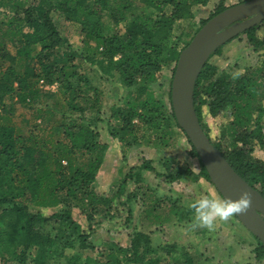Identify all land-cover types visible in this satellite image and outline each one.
Here are the masks:
<instances>
[{"label":"trees","instance_id":"16d2710c","mask_svg":"<svg viewBox=\"0 0 264 264\" xmlns=\"http://www.w3.org/2000/svg\"><path fill=\"white\" fill-rule=\"evenodd\" d=\"M209 1L0 0V264H194L190 252L155 244L142 230L133 231L127 246L109 242L98 248L91 235L98 221L118 217L113 200L127 213L124 222L130 219L138 195L149 223L167 222L170 213L190 223L188 206L177 207L170 195L150 191L148 184L140 192L144 170L168 186L198 178L212 185L174 118L172 76L166 91L161 81L162 70L175 64L196 30L228 7L217 0L213 12L196 21L197 10ZM263 24L264 18L239 34L253 50H264V36H257ZM68 26L79 30L78 46L69 42ZM223 45L195 81L194 109L211 143L264 197V157L252 156L256 146L264 154V60L253 71H219L210 58ZM114 75L126 88L111 108L113 123L106 122L114 144L124 150L142 142L167 148L181 135L198 172L171 166L169 159L159 172L142 159L115 192L95 189L107 147L97 132L103 98L97 80ZM204 113L214 119L229 115L217 139L211 138ZM129 181L136 190H127ZM77 210L85 223L75 218ZM49 224L52 230L45 229ZM256 241L255 258L264 259V246Z\"/></svg>","mask_w":264,"mask_h":264},{"label":"rangeland","instance_id":"374dc122","mask_svg":"<svg viewBox=\"0 0 264 264\" xmlns=\"http://www.w3.org/2000/svg\"><path fill=\"white\" fill-rule=\"evenodd\" d=\"M217 0H210L206 6L201 7L196 12L195 20L204 19L213 12L214 4ZM244 0H224L228 6L234 5ZM257 36H264L263 27L257 30ZM67 37L73 46L80 44L79 30L73 26H68ZM264 50H253L248 44L244 34L238 35L223 45L220 53L213 55L210 62L216 65L219 71H227L231 74H239L245 71L254 70L260 66L264 60ZM174 65L165 67L162 70V85L166 91L170 77L172 76ZM99 88L103 91L101 114L102 120L97 122V132L101 143L107 145L103 159L97 170L94 181L95 189L101 193L110 195L116 191L117 184L121 177L130 170H136L142 159H149L153 166L159 172H163V161L169 159L171 166H187L194 173L198 172L199 165L195 158L189 157L187 150L188 144L181 135L172 137L169 140L167 148L152 147L142 142L137 148L124 150L123 147L116 146L108 133L106 122L113 123L109 118L112 106L119 104L126 93V88L119 82L118 76L114 75L107 80H97ZM44 89H54L52 86H44ZM166 96V94H165ZM164 96V97H165ZM205 114V113H204ZM229 115L224 114L214 119L205 114L204 120L207 123L209 134L212 139H217L223 131V125L228 120ZM252 156L263 158L264 154L257 146L252 152ZM146 181L141 186V191L148 184L151 190L156 193L168 194L171 196V202L177 207L187 206L188 202L197 198L198 195L205 192L220 197L214 186L203 178L197 180H186L180 183L166 185L161 177L154 175L153 172L143 171ZM127 190L134 191L135 184L128 182ZM142 197V195H141ZM140 195L134 206L133 216L124 222L127 213L119 206L116 200H113L116 212L114 216L101 219L99 224H94V230L91 235V241L98 248L107 247L109 242H116L121 246H127L130 242L134 230H142L150 234L155 244H176L178 253L181 250L190 252L193 256L194 264H264V259L256 260L254 247L257 244L254 236L245 229L237 219L231 217L227 222H219L215 228L209 231L204 227H193V212L189 215L190 223L183 224L178 222L176 216L170 213L171 220L167 222L149 223V215L145 212ZM221 198V197H220ZM175 200V201H173ZM114 211L113 209L111 210ZM164 211V210H163ZM161 213H164L160 211ZM147 214V215H146ZM75 218L78 221L85 220L83 214L75 211ZM98 217L96 216L95 219ZM83 219V220H82ZM98 220V219H97ZM54 224H49L45 229L52 230ZM86 228V227H85ZM84 228V229H85ZM183 247V249H181ZM92 255L94 253H91Z\"/></svg>","mask_w":264,"mask_h":264},{"label":"water","instance_id":"95a60500","mask_svg":"<svg viewBox=\"0 0 264 264\" xmlns=\"http://www.w3.org/2000/svg\"><path fill=\"white\" fill-rule=\"evenodd\" d=\"M264 18V0H244L206 20L180 51L170 83V104L178 126L184 131L204 166L210 182L221 196L235 200L250 194L246 211L234 215L264 246V197L229 164L205 134L193 105L195 81L212 53Z\"/></svg>","mask_w":264,"mask_h":264},{"label":"clouds","instance_id":"9594fccd","mask_svg":"<svg viewBox=\"0 0 264 264\" xmlns=\"http://www.w3.org/2000/svg\"><path fill=\"white\" fill-rule=\"evenodd\" d=\"M250 204V194L242 192L235 199L220 198L207 192L188 202L193 211V227H204L213 230L217 223L227 222L237 213L247 210Z\"/></svg>","mask_w":264,"mask_h":264},{"label":"flooded vegetation","instance_id":"af4514ba","mask_svg":"<svg viewBox=\"0 0 264 264\" xmlns=\"http://www.w3.org/2000/svg\"><path fill=\"white\" fill-rule=\"evenodd\" d=\"M239 35V34H238ZM236 37V36H235Z\"/></svg>","mask_w":264,"mask_h":264}]
</instances>
